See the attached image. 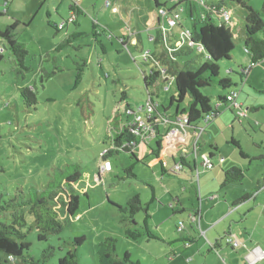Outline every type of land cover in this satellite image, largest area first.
I'll return each instance as SVG.
<instances>
[{
    "label": "rangeland",
    "instance_id": "rangeland-1",
    "mask_svg": "<svg viewBox=\"0 0 264 264\" xmlns=\"http://www.w3.org/2000/svg\"><path fill=\"white\" fill-rule=\"evenodd\" d=\"M61 1L15 0L0 16V29L4 30L16 20L14 12L17 9L25 11L23 6L29 2L31 12L18 14L19 19L25 22L20 21L14 31L17 38L27 44L29 54L26 64L31 70L19 80L12 71V62L8 58L0 61V205L6 206L15 197L19 199L21 192L28 197L33 187L40 191L46 189L57 170L66 169L69 164L80 165L83 172L75 186L80 195L79 210L76 215L64 211L60 213L63 230L59 234L50 233L47 240L40 241L33 217L25 214V240L31 243L25 255L45 259V264H59V258L72 251L76 253L79 264H100L99 242L111 235L117 239L118 257L129 253V264H205L203 260L206 257V264H236L234 257L241 255L239 251H232L226 242H223L220 256H217L209 252L208 247L203 248L201 254L192 248L186 249L179 240L183 234L177 226L183 222L186 229L191 228L188 212L198 208V186L194 178L192 184L188 176L192 171L189 169L187 174L179 175L171 171L173 161L166 145L159 150L160 159L168 167L163 175L155 155L150 154L141 163L136 162L128 152L110 156L112 170L99 173L101 153L105 148L112 147L115 128L122 124L125 114L131 118L134 117L132 111L145 114L139 108L149 93L158 103L160 111L166 107L174 113L176 108V104L170 105L175 87L165 89L160 82L146 87L143 72H148L149 66L144 64L138 48L130 43L125 46L121 39H127L131 32L139 33L144 47L154 48L149 36L156 33L157 22L162 19L161 9L172 10L183 6L185 11L180 23L191 29L194 19L201 18L204 13L200 0H158L160 8L156 7L155 0H100L96 8L93 4L89 6L91 1L87 0L89 4L77 16L75 24L64 22L70 17L68 4L71 5L72 0H66L56 11ZM244 1L254 8H260L264 2ZM230 7L232 20L238 24L236 30L242 29L243 36L248 11L238 3H231ZM2 10L4 12L6 8L2 7ZM212 18L218 20L216 15ZM55 25H62V28ZM182 29L180 25L175 27L176 31ZM73 32L85 33V36L73 40L63 51H54ZM258 35L264 37V32ZM234 43L236 47L231 59L219 62L220 76L230 77L234 85L224 89L213 84L202 89L214 106L221 107V112L203 132L199 156L204 152H215L223 156L224 161L218 163L214 156L215 166L206 174L198 158L197 168L203 170L199 179L202 183L204 179L207 181L210 195L217 193L221 200L223 196L238 198L246 192H254L258 184L264 185V159L260 158L264 154V73L261 71L264 61L251 67L254 86H242L251 59L243 40L235 37ZM189 55L187 60L195 59L193 67L209 61L207 52L199 51L197 46ZM5 56H8L7 52ZM186 58L181 61L185 62ZM54 65L63 67V71L44 78L42 73L51 72ZM41 69L45 71L41 72ZM240 74H244L243 79H240ZM27 86L35 88L38 99L35 107H27L21 97L20 88ZM233 89L239 91L242 101H249L248 104L244 102L246 118L238 120L218 98V95ZM88 101L93 104L92 112L88 111ZM250 104L258 106V109L251 110ZM187 105L188 98L180 107L182 109ZM198 123V126L203 124L202 121ZM233 139L239 142L241 151L249 158L240 155V148L232 143ZM151 144L155 146V141L151 140ZM176 159L179 161V156L176 155ZM130 166L134 176L126 177ZM232 166L244 170V181L220 188L223 170ZM161 176L162 182H156V178ZM122 177L126 178L120 179ZM152 188L158 200L150 203ZM259 192H264V188ZM135 193L141 195L143 203H149V213L153 218L148 220V225L156 238L142 235L134 240L128 237L125 233L127 225L143 230L145 212H138L134 222L124 224L121 214L112 206H125ZM177 194H180L178 197L186 209L181 216L172 217L170 203ZM210 204L211 201L203 202L204 206L210 207ZM242 204L249 205L253 211L246 225H255L257 212L263 210L260 225L256 227L257 233L264 234V193L256 201L251 198ZM234 218H238L237 212ZM13 221L12 210L0 211V222L12 224ZM80 237H85V240L78 244L76 239ZM195 247L197 249V245ZM47 250L51 255L44 258ZM225 250L231 253L232 258ZM189 257L193 261H188ZM10 260L12 264H24L20 258Z\"/></svg>",
    "mask_w": 264,
    "mask_h": 264
},
{
    "label": "trees",
    "instance_id": "trees-1",
    "mask_svg": "<svg viewBox=\"0 0 264 264\" xmlns=\"http://www.w3.org/2000/svg\"><path fill=\"white\" fill-rule=\"evenodd\" d=\"M201 1V0H200ZM205 5L210 7L215 6L219 9L222 6H226L231 9V3H238L244 7L248 13L245 18V49L250 55L251 66L247 69V72L251 70V67L256 63L264 60V37H260L258 34L264 32V2L260 8H254L248 5L244 0H202ZM9 0H7L8 5ZM157 8L161 7L158 0H155ZM73 4L71 5L72 9ZM184 8L183 6H176L169 12L175 11V9ZM165 9V8H164ZM177 10V9H176ZM77 16L82 13L80 8H76ZM185 11V8H184ZM6 12V10H5ZM201 18L194 19L193 28H191L192 39L194 42L201 44L204 47V51L208 54V62L193 67L195 59L187 60L189 54L193 51L194 47L184 45L180 49L175 50L170 57L164 52L158 55V52L153 51L154 54L161 57L164 64L168 66L170 74L175 76L174 87L175 94L171 97L170 105L176 104L177 115L186 114L189 117V126L196 128L198 122L202 121L205 116L213 113L214 116L219 113L211 102V98L204 94L202 89L213 84L219 85L222 88H229L234 85L230 77L220 76V65L221 60H228L232 57V52L235 50L234 34L235 29L233 27L219 24L221 22L220 16H218L212 10L203 11ZM183 13V12H182ZM4 12L0 11V16ZM190 15L193 17L191 8ZM217 16L218 20H214L212 17ZM182 17V16H181ZM181 19V18H180ZM76 21V20H75ZM18 25V21L15 20L11 25L7 26L4 30H0V38L2 39L4 46L7 51V57L5 53H0V61L8 58L12 62V71L14 72L17 79L22 80L26 77V73L31 69L26 64V58L29 54V49L26 42L21 41L15 35V28ZM95 25V24H94ZM178 25H181L180 20ZM177 25V26H178ZM57 27V26H56ZM96 25L94 26L95 29ZM190 29V28H189ZM85 36V33H76L68 36L60 47H57L54 51H61L67 45L71 44L73 40ZM162 32L158 29L154 37V41L157 44H161ZM169 41L172 42V39ZM187 57L185 62H182V58ZM150 66L148 63H144ZM45 70L41 69V72ZM63 71V67L54 65L51 72L45 71L43 74L44 78H51L58 72ZM245 71V70H244ZM144 81L146 87L154 85L156 82H160L159 72L154 68L150 67L149 72H143ZM241 75V74H240ZM244 75V74H242ZM229 92V91H228ZM225 94L218 95L221 101L226 102ZM21 97L27 107H35L38 103L37 94L34 87H23L20 88ZM125 95V93H123ZM84 97V95H83ZM188 98V105L181 109L182 102ZM124 99V98H123ZM93 104L88 101V111L92 112ZM129 109V108H127ZM158 112V109H155ZM134 114V111H132ZM235 113V112H234ZM161 114V113H159ZM135 115V114H134ZM165 116L164 114H161ZM169 122L166 124L168 128H164V133H167L170 129L169 126L173 125V118L169 117ZM132 118L129 114H125L124 121L122 124L115 128V132L112 133V145L115 148L108 150V153L102 157V159H109L110 156L118 154L120 152H128L132 155V158L136 162H140L134 151H131L129 147L123 149H116L121 147L124 143L130 142L135 139L133 132L129 130V123ZM155 121V119H154ZM159 134L156 138L157 145L155 154H158L162 148L164 134H160L159 122H155ZM232 143L240 148V155L244 158H249V155L241 151L239 142L235 139ZM213 154H210V156ZM209 158L212 161V156ZM264 159V154L260 157ZM213 164V162H212ZM133 167L130 166L128 175L126 177L134 176L132 174ZM83 175L82 168L78 164H69L66 169H58L54 177L50 180L47 188L40 191L35 187L29 193L28 197L21 192L20 198L17 197L9 200L6 206L0 205V211L4 209L12 210L13 223H2L0 222V264H12L11 258H20L24 264H45L44 260H38L32 256L25 255V252L29 251L31 243L26 241V234L24 227L27 224L25 214L29 213L36 224L38 229V239L45 241L50 233L59 234L63 230V222L59 217L61 212H66L69 215H76L80 206V195L77 193L76 184L81 180ZM122 177L120 179H125ZM245 179V172L238 166H232L224 170V179L221 184V188H225L232 183L243 182ZM264 185L258 184L254 191H257ZM251 194H244L236 201L234 205L239 204L249 199ZM1 199V196H0ZM112 206L121 214V222L124 224L132 223L135 221V215L140 212H145V219L143 224V230L133 228L132 226L125 227V233L128 237L137 240L142 235H147L149 238H156L152 233L148 225V220L151 218L149 213V203H143L141 195L139 193L133 194L128 200L125 206L112 204ZM179 225L177 226L178 230ZM180 232V231H179ZM85 240V237L76 239V243L81 244ZM117 239L114 236L104 237L99 242L98 258L100 264H129L130 255L125 253L122 257H118L116 252ZM51 252L47 250L44 252V258L50 256ZM59 264H79L78 258L75 252L69 251L66 255L59 258Z\"/></svg>",
    "mask_w": 264,
    "mask_h": 264
},
{
    "label": "crops",
    "instance_id": "crops-1",
    "mask_svg": "<svg viewBox=\"0 0 264 264\" xmlns=\"http://www.w3.org/2000/svg\"><path fill=\"white\" fill-rule=\"evenodd\" d=\"M14 1L15 0H12V2L9 1L8 5L6 6L5 4H7V0H0L1 12H3L2 7L6 8V12H7L10 3L13 4ZM65 1L66 0H62L60 2V4H58V6L56 8V11L61 8V6L64 4ZM89 1H91V4L89 6H91L93 4L94 5L93 8H96L95 5H98V2H100V0H93V1L89 0ZM89 1H87V0H79L80 9L82 10V13L84 12V8H87L86 6L89 4ZM68 5H69V9L71 11L72 3H71V5L70 4H68ZM28 6H29V2L28 3L26 2L25 5L23 6L25 11H21L20 9H17V12L16 11L14 12L15 13V15H14L15 19L18 21V23L20 21L21 22H25V21H22L23 19L22 20L19 19L20 17H18L19 16L18 14H22V12H25L26 14L28 12H31L30 9L28 8ZM6 12L4 11V13H6ZM82 13H80V14H82ZM77 21L78 20L76 19L74 24ZM95 22L97 23L96 20H95ZM159 24H160V20H158L157 26L155 27L156 33L158 32ZM237 25L238 24L234 21L233 29H235V31H236L235 34H234V38L238 37V39H240L241 41L243 40V43L245 44V38H246L245 29H244V34L242 36V33H241L242 29H239V30L237 29L236 30ZM55 26H57V25H55ZM0 30H2V29H0ZM179 32L180 31H176L175 28H174L173 31L170 33V39H172L173 43L178 38ZM76 33H80V32H75V33L73 32L72 34H76ZM156 33L155 34H151L149 36L150 41L155 46L154 48H150V49H153L154 51L158 52V55H159L160 53L163 52L162 51L163 48L160 45V43L157 44L154 41V37H155ZM66 38L67 37H65L57 47H60ZM121 42L125 46L128 45V43L133 44L136 48H138L141 51V56H142V52H143L144 49H149V48H145L144 47L141 34H139V33L131 32L130 36L127 39L122 38ZM63 50L64 49H62V51ZM149 70H150V66H149ZM230 70H232V69H230ZM252 71H253V68L249 72L246 73V78L244 79V82L242 83V86H244V85H250V87L254 86V80L255 79H253L254 76H252L253 75ZM261 71H263V73H264V66L261 69ZM259 72H257V73H259ZM240 79H243V75L242 74L240 75ZM160 84L163 85L164 88H165V85H164L165 84V80L160 78ZM169 88L170 87H168L167 89H169ZM153 101H154V103L156 104V107H157L158 103L155 101L154 98H153ZM221 102L223 103V106L226 109H228L226 102L225 101H221ZM238 102H240L243 105V107H244V106H246V105H244V102L247 103L249 101H248V99L247 100L243 99V101H242L240 99V94H239ZM249 106H250L249 108L251 110L256 111L258 109V106H255V105H251L250 104ZM216 109L219 111V113L217 115H215L211 119V121H213L215 118H217L219 116L220 112H221V107L219 105H216ZM228 110H230L232 113H234V110H231V109H228ZM158 112L161 113V114L167 115V116H169V117H171L173 119L177 117L176 116L177 108H175L174 113H172L166 107L163 108V111L159 110ZM234 115H235L236 118H238V120H240V117L236 116L235 113H234ZM242 118H246V117H241V119ZM211 121H209L207 123H204L202 121L203 122L202 125H203V127H205L204 132L206 131V128H207L208 124ZM164 128H168V127L165 124H161L160 125L161 133L160 134H164V135L166 134V133H164L165 132ZM192 134H193V128H189L188 134L185 136V139H183L182 142H179V147H177V148H173L174 145H171L165 138H163L164 140L162 142V148H161V149H164V146L165 145L167 146V150L170 151V155H171V158H172V161H173V166H174L175 162H182L184 164V168H183V170L180 173H176V172L172 171L173 170V166L171 167V171L179 175V174H183V173L187 174L186 170L189 169L190 171H192V174L188 175L189 178L191 179L192 184H193V178H194V182L196 181L195 183H197V186H198V190H197L198 208H197V210H193V211H189L188 212V218H189V221H190L189 223H190L191 228L190 229H186L185 224H184V230L181 232L183 235L181 236V238L179 240H182V242L185 244L186 249H188V248L191 249L192 248L193 250H197V253L201 254V251L203 250V248L208 247L209 248V252L212 251V252L215 253V255L220 256V251L222 250L223 242H226V237L229 236V235H233L236 238H238V240L241 242V245L238 248H233L232 246L228 245L227 242H226V245L229 246L232 251H236V253L239 251L241 256H238V257L236 256V258L234 257V260H235L236 264H258L259 262H264V260H256L255 262L250 263L249 260L251 259V256H248L250 248L258 247V246L264 248V234L257 233L258 227H256V226L260 225L259 219L263 216V213H262L263 210H261V211L259 210L257 212L256 215L258 217L257 218L258 220L255 223V225H251V224L250 225H246V222L249 220V214L252 211V208H249V205L242 204L245 201H243V202H241L239 204H236V205L233 204L234 201H236L238 198H240L244 194H251V196L247 200H250L251 198H253V200L256 201V199L258 197H260L262 195V193H264V192H259L260 191V189H259L257 191H254V192H256L255 196H254V192L250 191V192H246V193L242 194L240 197H238V198L236 197L234 199L233 198L232 199L231 198H226V196H223L222 200L220 198V195L217 194V193H214V194L210 195L211 192L207 188V181L204 179V181L202 183L201 180L199 179L200 174L203 173L202 172L203 170L200 171L197 168L198 158L201 159L200 160V164L203 166L204 172H206V171L211 170L215 166V163L213 161L214 156H216L218 163H222V161H224V157L223 156H218L215 152H204V153H202L201 156H199V151L201 149L200 140L198 141V156L195 157V155L192 152L193 145H194V142H195L194 137H193ZM158 139L159 138L151 139V140L155 141V146H152L151 140H149L148 144H146L143 147H138L134 152H135L137 158L139 159V161L141 163H144V159L148 158L150 154L155 155L158 158L159 162H160L161 173L163 175V173L166 170H168V167L166 166L165 161H163V159H160V153L158 152V154H155L154 150L156 149V145H157V140ZM210 154H213V156L211 155L212 156L211 157ZM176 155L179 156V161H177ZM204 155H209L212 158L213 166L211 168H205V166L203 164V156ZM224 170H226V169H224ZM224 170H223V174H224ZM195 172H196V174H195ZM103 174H105V172ZM206 174H207V172H206ZM223 179H224V176H223ZM156 182H162V176L160 178L157 177L156 178ZM221 184H222V182L220 183V188H221ZM216 190H217V187H215V191ZM178 195H180V194L175 195L176 196L175 197L176 200L173 197V199L171 200V201H173V203L172 202L170 203L171 210H172V213H173L172 217L181 216L185 212L184 210L186 209L182 205L181 200L178 197ZM156 196H157L156 195V191L153 189L152 190V199H151L150 203H152L154 200H158V198ZM204 201H208V202L211 201L212 204H210V207L207 206V205L204 206L203 205ZM158 202L163 206V204L161 203L160 200ZM245 205H246V207H245ZM240 210H241V212H239ZM236 212L238 213V218H234V215L236 214ZM165 216L166 217L169 216L167 214V212H165ZM193 216H196L198 218H196V220H193ZM152 218H153V215H151L150 219H152ZM239 219H240V223H239ZM221 224H222V226L218 229V227ZM201 231L205 232L206 238L201 234ZM201 239H202V241H201ZM195 245H197V249H196ZM212 245L214 246V248H216L219 251V254L215 251V249L212 247ZM226 253H227V255L230 258H232L231 257V253L229 251H226ZM210 255H212V254H210ZM191 260H192V257H189L188 261H191ZM207 260H208L207 257L204 258L203 261H204L205 264H206ZM199 264H201V263H199Z\"/></svg>",
    "mask_w": 264,
    "mask_h": 264
},
{
    "label": "built area",
    "instance_id": "built-area-1",
    "mask_svg": "<svg viewBox=\"0 0 264 264\" xmlns=\"http://www.w3.org/2000/svg\"><path fill=\"white\" fill-rule=\"evenodd\" d=\"M203 7H205V10H212L215 12L218 16L221 18V24H225L228 26L233 27L234 21L232 20V12L231 9L222 6L219 9H216L215 6H208L203 3V1H200ZM72 4L74 7H72L70 11V17L67 20H64V22H71L74 23L77 19V11L76 8H80L79 0H72ZM1 11V9H0ZM182 12H184V8H180L178 10L169 12L166 8L161 9L160 15L161 20L159 24V29L162 32V40H161V46L162 51L170 56L173 57L172 53L180 49L184 45H189L191 47L197 46L200 51L204 50V47L193 41L192 39V32L189 28H183L178 35V38L172 44L169 41L170 33L173 31V29L178 25L179 20L182 16ZM58 28H62V25H59ZM131 34V33H130ZM6 48L4 46V43L2 39L0 38V53H6ZM142 59L144 63H148L150 67H154L160 75V78L165 80V88L167 89L170 86L174 85L175 76L170 74L168 71V66L163 63L161 57L154 54L152 49H144L142 52ZM254 66V65H253ZM245 73V72H244ZM247 73V72H246ZM239 97V91L233 89L230 90L226 94V104L228 109L234 110L236 116L238 117H247V111L243 107V105L238 102ZM156 104L153 101L152 95L149 93L148 98L146 101L142 104V106L139 108L140 111L145 112V114H142L138 111L134 112V117L130 120L129 123V130L130 132H133L135 135V139H133L130 142L124 143L121 147H116V149H123L124 147H129L131 151H135L138 147H143L146 144L149 143V140L156 138V136L159 134V131L157 130L156 126L154 125L155 122H159V125L161 124H167L169 122V118L167 115L163 116L159 114V112H156ZM214 117V114H208L204 117L202 120L204 123H207L211 121V119ZM155 119V121H154ZM174 123L172 126H170L169 131L164 135L165 139L171 144L174 145L173 148L179 147V142H182L183 139H185V136L188 134L189 128H193L189 126V117L186 114H180L177 115L176 118L173 119ZM205 130V127L203 126H197L196 128H193V137H194V145L192 152L195 155V157L198 156V141L200 140L203 132ZM184 131V132H183ZM111 148H115L114 145H112ZM111 148H105L101 153V163L99 165V173H104L107 171L112 170L111 162L109 159H102L103 156H105L108 153V150ZM203 164L205 168H211L213 166L211 159L209 158V155L203 156ZM184 168V164L182 162H175L173 166V171L176 173H180ZM196 216H193V220H196ZM184 230V223L181 222L178 227V231L182 232ZM201 234L206 238L205 232L201 231ZM226 242L228 245L232 246L233 248H238L241 245V242L233 235H229L226 237ZM214 248V246L212 245ZM215 251L219 254V251L214 248ZM248 256H251V259L249 260L250 263L255 262L256 260H264V248L263 247H253L249 249Z\"/></svg>",
    "mask_w": 264,
    "mask_h": 264
}]
</instances>
